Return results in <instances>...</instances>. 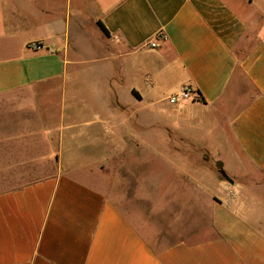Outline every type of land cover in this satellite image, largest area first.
<instances>
[{
	"label": "crops",
	"instance_id": "obj_1",
	"mask_svg": "<svg viewBox=\"0 0 264 264\" xmlns=\"http://www.w3.org/2000/svg\"><path fill=\"white\" fill-rule=\"evenodd\" d=\"M72 66L96 74L95 119L66 98ZM183 86L187 154L166 162L211 196L194 226L168 206L124 211L52 164L92 128L122 127L109 100L153 106ZM195 144L230 183L188 173ZM0 264H264V0H0Z\"/></svg>",
	"mask_w": 264,
	"mask_h": 264
},
{
	"label": "rangeland",
	"instance_id": "obj_2",
	"mask_svg": "<svg viewBox=\"0 0 264 264\" xmlns=\"http://www.w3.org/2000/svg\"><path fill=\"white\" fill-rule=\"evenodd\" d=\"M73 36L71 33L70 37ZM132 64L133 62H130L131 68ZM83 71L84 69L78 66L67 68L65 92L67 100L72 101L73 108L77 105L76 110L80 108L78 105L86 102L88 108L82 116L90 120L99 115L93 105L95 100L90 99L86 93L87 90H93L89 84L93 86L92 78L95 79L96 74L87 79L82 75ZM137 81V78H129L127 82L137 84ZM160 90L156 93L158 99L169 95L164 90V84ZM112 101V118L122 116V127L107 131L106 139L103 138V133L94 127L91 134L98 137L97 140L88 141L81 138L70 141L69 143L74 142V146H67L64 137L62 142L65 146L59 149L61 159L57 155L56 162L53 163L52 160V164L58 163L76 177H86L91 185L102 190L121 209L127 204H136L141 214L150 216L157 212L160 206H168L172 222L178 221V226H183L188 221L189 227L194 226L199 220L192 209L205 204L211 196L195 192L196 186L199 187L197 182L202 181L201 179L189 178L185 173H180V166H177L179 164L174 163L171 167L166 162H180L181 157L171 156L169 152L172 150L176 151V154H187V148L183 147L187 138L179 131L185 125V119L179 112L177 103L170 104L168 98L167 103H156L153 106L148 102L132 101L126 97L109 100ZM188 149L192 151L194 159L188 164V173L192 176L196 173L209 175V187H212L213 182H226L220 174L218 162L205 155L196 144ZM196 150L199 155L202 154L198 162L195 161ZM53 159L55 160V157ZM154 219L155 222L159 221L157 217Z\"/></svg>",
	"mask_w": 264,
	"mask_h": 264
},
{
	"label": "built area",
	"instance_id": "obj_3",
	"mask_svg": "<svg viewBox=\"0 0 264 264\" xmlns=\"http://www.w3.org/2000/svg\"><path fill=\"white\" fill-rule=\"evenodd\" d=\"M149 46L151 48L155 47L153 43H150ZM193 95L194 94L189 86H183L177 94H174L168 97V102L170 104H176L178 102L191 99Z\"/></svg>",
	"mask_w": 264,
	"mask_h": 264
},
{
	"label": "water",
	"instance_id": "obj_4",
	"mask_svg": "<svg viewBox=\"0 0 264 264\" xmlns=\"http://www.w3.org/2000/svg\"><path fill=\"white\" fill-rule=\"evenodd\" d=\"M220 174H221V176L224 178V180H225L226 182H229V183H230L229 178L227 177V175H226L223 171H220Z\"/></svg>",
	"mask_w": 264,
	"mask_h": 264
},
{
	"label": "trees",
	"instance_id": "obj_5",
	"mask_svg": "<svg viewBox=\"0 0 264 264\" xmlns=\"http://www.w3.org/2000/svg\"><path fill=\"white\" fill-rule=\"evenodd\" d=\"M98 25H99L100 29L103 31V33H104L105 35H107V31L105 30V28H104L100 23H99ZM132 93H133V95H135L134 92H132Z\"/></svg>",
	"mask_w": 264,
	"mask_h": 264
}]
</instances>
